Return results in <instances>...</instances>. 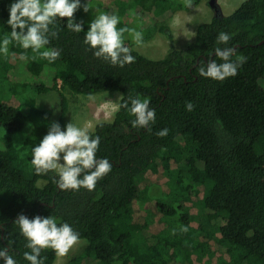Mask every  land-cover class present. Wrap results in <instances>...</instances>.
Returning a JSON list of instances; mask_svg holds the SVG:
<instances>
[{
    "label": "trees",
    "instance_id": "trees-1",
    "mask_svg": "<svg viewBox=\"0 0 264 264\" xmlns=\"http://www.w3.org/2000/svg\"><path fill=\"white\" fill-rule=\"evenodd\" d=\"M13 2L0 0V40L11 32ZM201 2L179 8L190 11ZM134 3L139 13H159V20L174 11L170 0ZM67 19L50 26L59 37L46 47L61 52L54 63L33 59L31 49L15 41L7 57L0 54V86L15 96L29 88L35 93L31 100L26 94L12 102L0 98V129L6 131L0 136V248L11 240L17 264H29L23 257L30 251L27 241L15 225L24 214L54 216L87 241L65 264H264V0H246L231 15H216L197 27L193 42L172 47L161 59L124 42L135 57L124 67L96 58L83 42L87 27L72 32ZM221 31L230 35L227 47L235 56L246 57L238 74L223 82L197 71L209 59L222 63L214 54ZM64 89L86 96L122 93L115 117L90 132L101 141L96 158L112 164L93 191L61 190L55 173L38 175L31 164L32 149L51 123L62 129L68 124ZM129 97L150 100L156 113L151 133L132 127ZM124 101L128 108L121 106ZM189 101L191 112L185 107ZM165 128L167 136L156 135ZM19 132L25 134L22 145L16 144ZM148 175L157 181L143 185ZM152 189L159 191L154 198L165 220L156 232L148 217L134 218V206ZM182 226L188 231H179ZM41 258L44 264L58 259L52 249L43 250Z\"/></svg>",
    "mask_w": 264,
    "mask_h": 264
},
{
    "label": "clouds",
    "instance_id": "clouds-1",
    "mask_svg": "<svg viewBox=\"0 0 264 264\" xmlns=\"http://www.w3.org/2000/svg\"><path fill=\"white\" fill-rule=\"evenodd\" d=\"M187 6L191 7L190 0ZM80 8L87 13L90 3L81 4V0H15L9 6V19L7 24L11 28L10 34H5L0 40V54L5 57L9 54V46L15 41L24 50L31 49L33 59L37 57L54 63L61 55L55 48H48L52 38L59 34L52 27L57 23V18L67 19V29L80 33L83 32V21L77 23L74 13ZM120 19L115 14L100 13L89 25V30L84 36V44L94 50L96 58L102 59L111 66L124 67L134 62L132 49L124 43V34L128 33L136 46L143 43V34L140 31L127 27L117 28ZM231 37L221 31L216 38L214 54L222 63L209 59L206 66L201 64L197 71L200 76L223 82L225 79L235 77L238 69L246 63L243 55L235 56V49L227 47ZM225 45V47H220ZM235 56V59L233 57ZM123 97L121 96V99ZM130 114L135 117L131 121L133 128L147 129L151 133V124L155 123V110L150 108V100L129 97ZM128 108V101L121 105ZM186 110H194V104L189 101ZM167 128L157 131L156 135L165 137ZM100 137H92L89 130L79 127L73 122L68 123L65 129L58 122H52L47 134L40 143L32 149L31 164L36 174H56L58 179L54 182L61 190H76L84 188L93 191L99 180L103 179L112 169L108 159H97L96 153L100 145ZM61 154L63 156L61 157ZM63 159V163H61ZM21 236L27 241L23 257L29 264H44L41 253L45 249H52L57 257L67 255L69 250L78 243L80 235L68 223L58 224L54 216H35L29 219L20 214L15 220ZM179 231L187 232V226L180 227ZM176 229H173V235ZM12 241L8 240V247L0 248V259L5 264H17L10 254Z\"/></svg>",
    "mask_w": 264,
    "mask_h": 264
},
{
    "label": "rangeland",
    "instance_id": "rangeland-1",
    "mask_svg": "<svg viewBox=\"0 0 264 264\" xmlns=\"http://www.w3.org/2000/svg\"><path fill=\"white\" fill-rule=\"evenodd\" d=\"M217 1L221 13L227 16L236 11L246 0ZM87 3H90V10L87 13L83 11V8L74 13L77 23L83 21V25L89 30V25L95 19V15L100 13L115 14L120 19L117 25L118 29L124 27L129 29L134 28L143 34L141 46H136L128 33L124 34V42H128L132 46V49L151 59L164 58L172 47L185 48L190 42L195 40L197 27L211 21L217 15L215 9L210 6L209 0H202L198 6L193 7L190 11L179 8L180 4L186 5L188 0H170V3L174 6V11L162 20L158 19L159 13L157 14L155 11L139 13L134 0H81V4ZM160 25H164L167 28L166 31H161L159 29ZM64 91L70 101L67 123L73 122L79 127L87 128L89 132L94 130L98 122L111 121L115 117L122 96V93L119 91H106L89 96L74 94L65 89ZM24 94H26L25 99L27 100L35 97L34 89L32 88H29V90L20 95ZM20 95H13V92H10L6 85L0 86V98L3 100L12 102L13 99L16 100ZM1 135H6V131L0 129ZM24 135V132L15 134L17 145H22ZM62 156L63 154H61ZM60 162L63 163V159ZM154 181H157L156 178L148 175L143 185L148 182L155 183ZM163 187V190L166 191V186L162 185ZM152 190L148 192L149 195L147 194L146 200L134 206V218L137 222H142L148 217L151 221L150 230L156 232L160 228L165 227V220L157 211L154 198L159 194V191ZM201 222L204 223V218L201 219ZM86 245V240H79L69 250L67 255L58 257L55 264H65L72 256L82 252Z\"/></svg>",
    "mask_w": 264,
    "mask_h": 264
},
{
    "label": "water",
    "instance_id": "water-1",
    "mask_svg": "<svg viewBox=\"0 0 264 264\" xmlns=\"http://www.w3.org/2000/svg\"><path fill=\"white\" fill-rule=\"evenodd\" d=\"M209 4H210V6H211L212 8L215 9V12H216L217 15H219V14L223 15V14L221 13V10H220V8H219V4H218V1H217V0H209Z\"/></svg>",
    "mask_w": 264,
    "mask_h": 264
}]
</instances>
